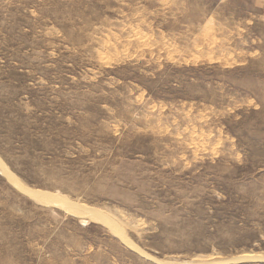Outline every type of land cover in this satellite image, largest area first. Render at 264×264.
Returning a JSON list of instances; mask_svg holds the SVG:
<instances>
[{
    "label": "rangeland",
    "instance_id": "rangeland-1",
    "mask_svg": "<svg viewBox=\"0 0 264 264\" xmlns=\"http://www.w3.org/2000/svg\"><path fill=\"white\" fill-rule=\"evenodd\" d=\"M244 256L264 257V0H0V264Z\"/></svg>",
    "mask_w": 264,
    "mask_h": 264
},
{
    "label": "water",
    "instance_id": "water-1",
    "mask_svg": "<svg viewBox=\"0 0 264 264\" xmlns=\"http://www.w3.org/2000/svg\"><path fill=\"white\" fill-rule=\"evenodd\" d=\"M243 261L262 262L264 261V257L263 256H252L251 258L233 257L219 262H209V263H201V264H233V263H241Z\"/></svg>",
    "mask_w": 264,
    "mask_h": 264
},
{
    "label": "trees",
    "instance_id": "trees-1",
    "mask_svg": "<svg viewBox=\"0 0 264 264\" xmlns=\"http://www.w3.org/2000/svg\"><path fill=\"white\" fill-rule=\"evenodd\" d=\"M186 68H188V69H192V70H195V66H190V67H186ZM186 76H187V74H186ZM188 77H190V75H188ZM186 91H184V93H185Z\"/></svg>",
    "mask_w": 264,
    "mask_h": 264
},
{
    "label": "bare ground",
    "instance_id": "bare-ground-1",
    "mask_svg": "<svg viewBox=\"0 0 264 264\" xmlns=\"http://www.w3.org/2000/svg\"><path fill=\"white\" fill-rule=\"evenodd\" d=\"M41 195V194H40ZM40 195H38V196H40ZM44 195V194H43ZM42 196V195H41ZM43 198H45V197H43ZM49 201V200H48ZM243 258H249V256H244ZM250 258H251V256H250ZM199 262V261H198ZM209 263V262H208Z\"/></svg>",
    "mask_w": 264,
    "mask_h": 264
}]
</instances>
